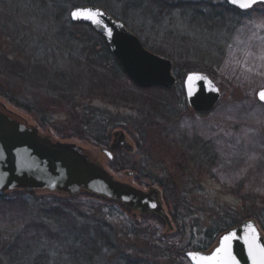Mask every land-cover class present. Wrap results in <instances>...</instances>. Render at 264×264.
I'll return each instance as SVG.
<instances>
[{"label": "rangeland", "instance_id": "1", "mask_svg": "<svg viewBox=\"0 0 264 264\" xmlns=\"http://www.w3.org/2000/svg\"><path fill=\"white\" fill-rule=\"evenodd\" d=\"M79 2L67 0L62 10L65 15L55 19L58 8L43 6L42 2L39 5V0H0V52L21 60L49 56L56 61L58 58V64L62 62L59 54L65 48L70 52V73L77 83L70 97L62 100H55L45 92L46 87L40 89L35 95L39 112L26 113L2 97L0 109L28 125L37 126L40 134L54 141L80 145L91 160L100 163L119 181L147 191L153 187L143 174L148 172L163 182L165 191L159 190L172 229L167 230L166 223L163 231L153 227V238L147 234L152 232L155 222L139 228L134 226L135 233L130 231L134 221L154 214L127 208L129 212L121 213L108 199L84 194L65 203L69 208L70 204L75 207V211L70 208L75 214H95L117 230L120 246L98 257L97 264H116L120 253L140 259V264H191L184 252L197 250L205 243L207 228L216 225L222 217L243 218L245 207L250 205L264 206V104L256 99V91L264 87V4L239 12L232 10L225 0H201L196 11L180 8L155 15L138 14L142 23L138 30L143 37L141 43L147 50L158 51L155 54L169 59L173 75L184 78L189 72L202 70L214 79L221 91L213 111L196 114L187 105L184 89L177 82L172 93L178 101L176 106L172 104L177 111L159 117L150 112L147 104L133 102L137 90L128 78L124 82L114 81V89L105 93L88 89L90 76L76 55L83 50L77 41L88 38L71 36L82 33L72 25L68 41L74 45L60 43L67 40L58 34L59 29L68 30L69 12ZM59 46L65 47L59 49ZM119 91L124 93L123 98L118 95ZM138 92L145 98L161 96L158 90ZM241 97L247 101H231ZM91 108L113 118L114 124L122 125L116 130H123L134 147L132 152L118 149L109 159L100 149H107L112 139L108 145L99 146L91 139L90 142L63 140L55 135L53 129L61 126L77 131L86 129L85 125L96 119L88 113ZM40 116H44L45 128L39 126ZM32 192L25 206L15 203V211L7 216L0 214L3 246L11 241L9 237L16 235L9 227L18 226L24 220L36 219L52 226L53 221L47 220L52 218H45L49 215L43 214L46 213L43 209L48 207L45 203L53 195L61 200L68 198L67 194L55 191ZM173 213L178 222L171 220ZM171 233L177 234L172 240L162 238ZM167 242L172 246L170 252L165 254L156 248H162ZM0 264L6 263L0 260Z\"/></svg>", "mask_w": 264, "mask_h": 264}, {"label": "trees", "instance_id": "2", "mask_svg": "<svg viewBox=\"0 0 264 264\" xmlns=\"http://www.w3.org/2000/svg\"><path fill=\"white\" fill-rule=\"evenodd\" d=\"M41 5H49L52 8H58V12L54 13L55 19H61L65 14L63 8L67 0H39ZM61 9V10H60ZM60 10V12H59ZM68 30L59 29L58 34L61 38L67 41H59L63 44H73L70 40V25L78 27L81 30L79 35L77 32L71 36L74 38H88L86 41H77L76 44L81 45V50L76 55L82 59L84 63V69L86 70L90 83L88 89L92 92L105 93L111 88L114 89V81H126L127 76L122 71L117 59L110 52L104 37L102 34L92 27L88 23H74L67 20ZM74 45V44H73ZM65 47V46H64ZM64 47H60L62 49ZM1 49V46H0ZM156 51V50H155ZM159 53L158 51H156ZM155 52V53H156ZM162 54V53H161ZM62 55L58 63L53 58L48 57H30L29 60H21L15 56L8 55V53L0 52V97L7 100V102L13 105L15 108L20 109L26 113L39 112L36 108L35 95L40 89L46 87L45 92L51 95L55 100L56 98L66 99L70 97L71 90L77 88V83L74 80V76L70 73V52L67 49H63L60 52L59 57ZM64 55V56H63ZM78 58L76 59V61ZM75 62V60L73 59ZM202 71V70H201ZM105 73V74H104ZM129 79V78H128ZM177 81L183 88V78L177 76ZM132 83V82H131ZM133 84V83H132ZM136 92L134 103L138 105L147 104V108L158 114L159 117H166V114H170L171 111L176 112L173 109L172 104L175 106L178 104L176 97L172 96L176 87L171 89H164L160 87L140 88L133 84ZM159 91L161 96H154V98H145L140 95L138 91ZM134 92V93H135ZM160 94V93H159ZM31 95V98H30ZM123 98L124 93L118 92ZM242 99L247 101V98H233L231 101H240ZM88 113L92 115L91 123L85 125L86 129L79 131L68 127H60L59 129H53L57 137L61 139H74V140H88L99 146H106L112 138V133L117 128L122 127L120 124H114L113 118L106 116L103 112H100L94 108L88 110ZM96 116V117H95ZM41 117V116H40ZM114 125L110 127L111 125ZM39 126L41 128L46 127L44 123V116L39 120ZM83 128V127H82ZM88 138V139H86ZM144 176L148 177L149 184L158 187V189L165 191L163 182L152 174L145 172ZM32 191H13L12 193L0 195V214L4 213V216L9 215L16 210V204L26 205L27 198H30ZM87 196H97L86 192H82ZM79 194V195H80ZM78 196V195H77ZM99 197V196H98ZM103 198V197H100ZM77 199L75 196L64 199L53 195L51 200L46 202L47 209H43L44 216L49 215L52 218L53 225L41 223L36 219L24 220L23 223L18 226H10L12 233L15 236L9 237L11 241L6 243V247L3 246L4 242L0 243V260L6 264H97V258L104 255L107 252H114L120 246V240L118 239V233L114 226L105 221L104 218L91 213H78L75 214V207L70 204L66 206L67 201ZM104 199V198H103ZM110 204L118 206L121 213L127 211L125 206L118 201L108 200ZM68 207V209H67ZM23 210L22 207H18ZM25 211V209L23 210ZM123 211V212H122ZM129 212V211H127ZM1 214V215H2ZM243 218L234 219L231 216L227 218H221V220L214 226L207 228L204 232L205 243L197 250H208L217 241L218 236L229 228L235 226L240 221L248 218H253L264 232V206L253 207L252 205L245 207V214ZM1 218V216H0ZM156 215L142 216L140 221L133 222L132 233H135L136 228L146 226L147 223L153 222L152 229L149 234L150 238H153V227L162 229L165 227L164 220ZM0 219V226H1ZM174 222H178V217L175 213L172 214ZM136 228H135V227ZM158 226V227H157ZM161 226V227H160ZM164 226V227H163ZM6 228V227H5ZM180 231L182 229H179ZM158 231V232H161ZM127 233V232H126ZM147 233V232H146ZM177 234L169 236L162 235L163 239L176 237ZM1 237V236H0ZM164 240V241H165ZM153 245V244H152ZM150 245V246H152ZM153 247V246H152ZM162 252H170L172 246L167 242L162 248L156 247ZM161 248V249H160ZM196 250V249H194ZM120 253V252H119ZM117 256L116 264H140V259H133L129 255L120 253Z\"/></svg>", "mask_w": 264, "mask_h": 264}, {"label": "water", "instance_id": "3", "mask_svg": "<svg viewBox=\"0 0 264 264\" xmlns=\"http://www.w3.org/2000/svg\"><path fill=\"white\" fill-rule=\"evenodd\" d=\"M226 1L239 10L264 4V0ZM241 3L250 6L242 8L239 6ZM68 18L74 23H88L97 29L122 71L136 86L170 89L176 84L172 62L148 51L137 36L99 7H75ZM183 88L187 105L196 113L213 111L221 97L218 84L201 71L187 73ZM261 92H264V87L256 91V99L264 104L259 95ZM118 149L134 150L122 130L113 133L110 149L101 148L100 151L112 159V151ZM14 190L55 191L69 197L86 192L121 202L126 208L138 210L141 214H154L165 221L167 230L172 229L156 186L146 191L119 181L104 166L91 160L80 145L54 141L50 136L40 134L37 126L28 125L0 109V195ZM226 236L231 237L225 242L227 250L217 253ZM184 255L191 264H224L225 261L227 264H264V235L255 219L248 218L221 233L209 250H190Z\"/></svg>", "mask_w": 264, "mask_h": 264}, {"label": "flooded vegetation", "instance_id": "4", "mask_svg": "<svg viewBox=\"0 0 264 264\" xmlns=\"http://www.w3.org/2000/svg\"><path fill=\"white\" fill-rule=\"evenodd\" d=\"M78 1H81V3L79 2L78 5L75 4L73 7H71V10L75 7H83V6H92L96 8L99 7V9H101L108 16H110L112 20L122 24V26L128 29L130 33L136 35L140 41H142L143 37L139 36L138 34L139 33L138 30L141 29L142 26L141 21L138 19L139 13L146 15L152 13L161 14L165 10H175L180 8L193 9L196 11L201 6V0H110L111 2H109V4L101 3L100 1L96 3L93 0H78ZM112 5L115 6V8H113ZM230 8H232V10L234 9L239 12L240 11L243 12L242 10H239L234 6L233 7L230 6ZM133 24H135L136 27ZM111 139H113V133ZM108 147L110 149V144ZM113 152L115 151H112V154Z\"/></svg>", "mask_w": 264, "mask_h": 264}, {"label": "snow or ice", "instance_id": "5", "mask_svg": "<svg viewBox=\"0 0 264 264\" xmlns=\"http://www.w3.org/2000/svg\"><path fill=\"white\" fill-rule=\"evenodd\" d=\"M233 3H237V0H233ZM239 6L242 7V8H247L250 5L249 4H245V3H241ZM75 15H76V13H73V16H75ZM190 79H191V77H190ZM259 95H260V99L264 100V92H261ZM230 239H231L230 236H226V237L223 238V240L221 242L222 247L220 249H217V253L227 250L225 242L229 241ZM224 264H227V261H225Z\"/></svg>", "mask_w": 264, "mask_h": 264}]
</instances>
